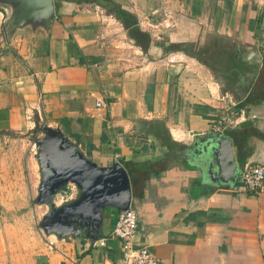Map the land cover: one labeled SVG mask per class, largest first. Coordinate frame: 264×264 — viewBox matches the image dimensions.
Instances as JSON below:
<instances>
[{
	"label": "crops",
	"instance_id": "1",
	"mask_svg": "<svg viewBox=\"0 0 264 264\" xmlns=\"http://www.w3.org/2000/svg\"><path fill=\"white\" fill-rule=\"evenodd\" d=\"M108 1L134 15L151 39L145 51L120 23L99 24L104 11L86 0H52L46 33L7 37L0 7V129L19 135L31 126L56 129L97 166L117 161L136 214L133 244L158 264H264V183L258 192L242 188L240 176L227 184L191 136L225 135L240 173L246 165L264 170V98L256 97L264 85V0ZM165 14L172 28L162 27ZM210 35L226 41L229 59L241 54L252 73L242 56L247 49L261 55L243 98L233 96L235 107L253 100L249 115L241 113L228 129L216 118L228 92L194 54ZM233 72L217 76L222 81ZM116 218L104 209L103 248L48 235L30 264H123L121 245L110 235Z\"/></svg>",
	"mask_w": 264,
	"mask_h": 264
},
{
	"label": "water",
	"instance_id": "2",
	"mask_svg": "<svg viewBox=\"0 0 264 264\" xmlns=\"http://www.w3.org/2000/svg\"><path fill=\"white\" fill-rule=\"evenodd\" d=\"M5 10L2 31L5 37L20 31L46 33L54 19L52 0H0ZM242 60L254 67L255 76L261 55L247 49ZM243 93L240 99L243 98ZM35 140V160L39 172L34 202L47 208L38 226L44 235L58 239L81 237L95 241L100 238L102 214L105 208L123 212L130 205L127 173L115 160L109 166H97L56 129L43 128ZM192 145L210 160L218 172L226 175V183L234 184L240 176L234 164L230 139L222 134L191 132ZM75 187V197L56 205L57 194L66 185Z\"/></svg>",
	"mask_w": 264,
	"mask_h": 264
},
{
	"label": "rangeland",
	"instance_id": "3",
	"mask_svg": "<svg viewBox=\"0 0 264 264\" xmlns=\"http://www.w3.org/2000/svg\"><path fill=\"white\" fill-rule=\"evenodd\" d=\"M163 17L164 24H170L169 14ZM99 24L119 22L101 12ZM194 54L209 68L213 80L218 81L221 88L228 92L224 106L216 111L218 125L225 129L234 126L241 120V113L242 119H246L249 115V108L246 107L253 100L244 101L242 107L236 109L233 94L217 76V73L225 72L231 65V52L226 41L214 35L207 36L205 45ZM257 89L259 93L256 97L263 99L264 85L261 84ZM42 134L41 125L31 126L30 130L27 129L20 135L0 129V264H30L34 253L49 240L38 226L47 208L34 202L39 172L30 174L32 166L34 171L38 169L34 143ZM54 202L59 205L66 201L58 196Z\"/></svg>",
	"mask_w": 264,
	"mask_h": 264
},
{
	"label": "built area",
	"instance_id": "4",
	"mask_svg": "<svg viewBox=\"0 0 264 264\" xmlns=\"http://www.w3.org/2000/svg\"><path fill=\"white\" fill-rule=\"evenodd\" d=\"M173 24H162V27L172 28ZM150 30L151 25L147 26ZM156 28V27H155ZM159 28V27H158ZM149 31L150 35L155 37L158 35L159 29ZM96 107H100V102L95 103ZM239 183L242 188L250 192H258L264 183V170L258 165H246L240 173ZM75 187L72 184L66 185L62 190L61 200L68 201L72 198ZM136 231V214L128 208L123 212H117L116 221L112 227L110 235L117 239L121 245V259L123 264H158V260L144 247H136L133 244V237ZM89 249L103 248L105 240L103 238L95 241L87 240Z\"/></svg>",
	"mask_w": 264,
	"mask_h": 264
},
{
	"label": "trees",
	"instance_id": "5",
	"mask_svg": "<svg viewBox=\"0 0 264 264\" xmlns=\"http://www.w3.org/2000/svg\"><path fill=\"white\" fill-rule=\"evenodd\" d=\"M89 3H92L99 8H101L105 15L111 16L114 18L117 22L121 24L124 30L127 31V35L130 39H132L136 46H138L141 50L145 51L146 48L149 46V43L151 39L147 34L144 32H141L137 26H136V18L132 13H130L127 9L122 8L121 6H118L116 4L111 3L108 0H86ZM185 45V44H184ZM172 47V46H171ZM183 50H186V46H183ZM179 46L175 45L173 46V49H178ZM196 49L194 50V52ZM195 58L204 64L202 62V59L198 56H195ZM240 106H237L236 109H239ZM64 189V188H63Z\"/></svg>",
	"mask_w": 264,
	"mask_h": 264
},
{
	"label": "flooded vegetation",
	"instance_id": "6",
	"mask_svg": "<svg viewBox=\"0 0 264 264\" xmlns=\"http://www.w3.org/2000/svg\"><path fill=\"white\" fill-rule=\"evenodd\" d=\"M241 57V54H240ZM239 55H234L230 61L231 65L228 68L234 74L232 76L222 78V82L226 85V89L233 94L235 98L239 97L242 92L247 89L251 83L252 77L247 76L252 73L251 67L240 61ZM242 74V75H240Z\"/></svg>",
	"mask_w": 264,
	"mask_h": 264
}]
</instances>
